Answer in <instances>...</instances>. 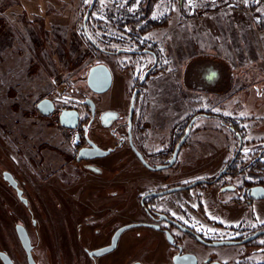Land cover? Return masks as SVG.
Wrapping results in <instances>:
<instances>
[{"label":"flooded vegetation","instance_id":"flooded-vegetation-1","mask_svg":"<svg viewBox=\"0 0 264 264\" xmlns=\"http://www.w3.org/2000/svg\"><path fill=\"white\" fill-rule=\"evenodd\" d=\"M95 47L103 57L78 91L48 85L36 100L35 124L49 133H8L0 264H264V196H253L264 191V145L248 147L239 122L222 115H152L151 80L165 70L152 45ZM44 98L49 113L37 106ZM200 115L226 124L232 143L188 180Z\"/></svg>","mask_w":264,"mask_h":264},{"label":"rangeland","instance_id":"rangeland-1","mask_svg":"<svg viewBox=\"0 0 264 264\" xmlns=\"http://www.w3.org/2000/svg\"><path fill=\"white\" fill-rule=\"evenodd\" d=\"M92 1L0 0V165H7L9 131L30 135L51 131L35 124L36 100L48 85L78 91L87 68L103 57L95 45L118 50L144 44L160 52L165 70L151 80L150 110L157 118L189 120L199 112L222 115L239 122L248 147L257 150L264 145V1L248 11L252 20L246 43L242 48L229 45L230 51L226 43H214L213 37L224 34L225 29L209 17V11L220 6L226 11L236 8L233 0H199L197 4L190 0H95L84 23ZM148 9L149 15L144 17ZM149 19L160 24L143 33L125 24ZM237 31L239 34L241 30ZM216 46L219 49H214ZM210 63L214 65L204 76L222 79L220 85L200 81L197 87L191 85L190 73H200ZM118 75L122 77L120 72ZM57 77L67 84H58L54 80ZM197 78L201 79L200 75ZM227 82L226 90L218 89ZM119 83L112 93L119 92ZM242 87L243 91L239 90ZM231 143L226 124L200 115L188 139L187 179L217 167Z\"/></svg>","mask_w":264,"mask_h":264},{"label":"crops","instance_id":"crops-1","mask_svg":"<svg viewBox=\"0 0 264 264\" xmlns=\"http://www.w3.org/2000/svg\"><path fill=\"white\" fill-rule=\"evenodd\" d=\"M222 6L216 8V10L214 11H209V13H212L209 15V17H213L215 18V21L218 20L219 21V26H223L225 29L224 34L219 35L217 37H213L214 39V43L216 44L217 42L219 43H226L227 44V49L230 51L232 50L230 48L229 45H234V44H239L240 47L242 48V45H244V43H246V39H247V35L250 34V28H251V17L248 15V11L243 9V10H239L238 8H233L230 9L229 11L226 10H222L220 9ZM215 21H212L213 23H216ZM218 24V23H217ZM218 27V26H217ZM241 30L239 34L237 30ZM258 39V38H257ZM240 48V49H241ZM214 49H219L218 46H216ZM244 51V49H243ZM216 64V63H215ZM212 65H214L213 63L211 64H207L202 70L199 71H194L191 72V79H190V84L192 85L194 83V86H199V81L207 84V85H212L214 87V85H220L222 79H213V78H208L204 75H206V69L212 67ZM220 65H217L216 67H219ZM191 71H192V66H191ZM202 71V72H201ZM221 71H224L221 68ZM200 75V78H197ZM223 78V77H222ZM224 83V82H223ZM227 84L223 85L221 84V86L218 88L222 91L227 89ZM217 89V88H216ZM243 91V87L239 88V90ZM205 91V90H203ZM229 91V90H227Z\"/></svg>","mask_w":264,"mask_h":264},{"label":"water","instance_id":"water-1","mask_svg":"<svg viewBox=\"0 0 264 264\" xmlns=\"http://www.w3.org/2000/svg\"><path fill=\"white\" fill-rule=\"evenodd\" d=\"M94 2L95 0L92 1L90 7L88 8L87 10V13H86V17L84 19V23L86 22V20L89 18V15L91 13V10L93 8V5H94ZM122 49L118 50V51H121ZM104 69L101 65H95L93 66L91 69H90V72H89V81L93 84H101L102 82V77L104 75ZM38 108L45 112V113H49L52 109H51V106H52V103H51V100L47 99V98H44L42 100H40L37 104ZM47 107V108H46ZM72 115V118L73 119H76L77 116H78V113L76 111L72 112L71 113ZM63 116V114H62ZM196 182L192 183L191 185L189 186H192L193 184H195ZM188 186V187H189ZM255 190V189H254ZM259 190V189H257ZM261 193H258V194H255L253 193L254 197H263L264 196V191H260Z\"/></svg>","mask_w":264,"mask_h":264},{"label":"built area","instance_id":"built-area-1","mask_svg":"<svg viewBox=\"0 0 264 264\" xmlns=\"http://www.w3.org/2000/svg\"><path fill=\"white\" fill-rule=\"evenodd\" d=\"M199 0H190L189 2L193 3L194 2L197 4ZM213 1H217V0H207V2H213ZM234 1V6L238 9H245L249 12H252V9L260 4L262 1L264 0H233ZM54 80L59 84L60 83H63V84H67V81L66 80H63V79H59L58 77L57 78H54ZM56 83V84H57Z\"/></svg>","mask_w":264,"mask_h":264},{"label":"trees","instance_id":"trees-1","mask_svg":"<svg viewBox=\"0 0 264 264\" xmlns=\"http://www.w3.org/2000/svg\"><path fill=\"white\" fill-rule=\"evenodd\" d=\"M256 6L254 8H256ZM92 11L93 9L91 10V12ZM149 11L150 9H148L147 12H145L144 17H147L149 15ZM125 24H131L132 26L139 28L140 32L143 33L149 30L151 27L159 25L160 21L149 19L144 22L143 20H137V21H127Z\"/></svg>","mask_w":264,"mask_h":264}]
</instances>
